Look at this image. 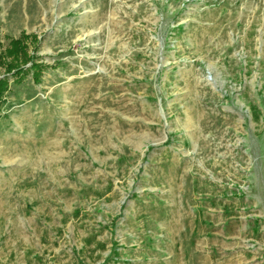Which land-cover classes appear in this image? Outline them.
<instances>
[{"label":"rangeland","instance_id":"obj_1","mask_svg":"<svg viewBox=\"0 0 264 264\" xmlns=\"http://www.w3.org/2000/svg\"><path fill=\"white\" fill-rule=\"evenodd\" d=\"M0 56V264H264V0H0Z\"/></svg>","mask_w":264,"mask_h":264},{"label":"trees","instance_id":"obj_2","mask_svg":"<svg viewBox=\"0 0 264 264\" xmlns=\"http://www.w3.org/2000/svg\"><path fill=\"white\" fill-rule=\"evenodd\" d=\"M21 47H22V41L19 38L13 39L12 44H11V48L7 51V53L12 54L14 57L15 54H17V50H21ZM32 66L39 69V68H41L42 64L39 62L38 63L34 62V63H32ZM12 67H13V65L10 66L9 63L6 62V71L4 73H2V75L0 76V101H1V95L8 88V80H9L8 74L14 77V81H20L23 78L22 74H23L24 69L19 67L15 70L11 71Z\"/></svg>","mask_w":264,"mask_h":264}]
</instances>
